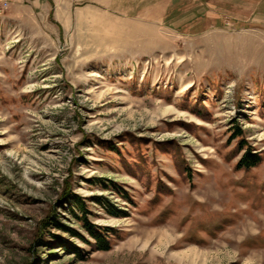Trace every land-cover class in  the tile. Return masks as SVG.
Instances as JSON below:
<instances>
[{
  "label": "rangeland",
  "instance_id": "rangeland-1",
  "mask_svg": "<svg viewBox=\"0 0 264 264\" xmlns=\"http://www.w3.org/2000/svg\"><path fill=\"white\" fill-rule=\"evenodd\" d=\"M0 264H264V0H0Z\"/></svg>",
  "mask_w": 264,
  "mask_h": 264
},
{
  "label": "trees",
  "instance_id": "trees-1",
  "mask_svg": "<svg viewBox=\"0 0 264 264\" xmlns=\"http://www.w3.org/2000/svg\"><path fill=\"white\" fill-rule=\"evenodd\" d=\"M253 156H251V154H246L242 161H241V165L245 166L246 168H251L256 166L260 160L259 158L256 159V161H253ZM256 158V157H255ZM63 203L66 204L69 201H72L73 206L80 212V215H76L74 214V217L81 223V227L82 229L85 230V232L90 236V238H92L95 242H94V247L97 248V250L99 251H109L112 248V244L111 241L114 237V235L112 236L113 233V229L111 228H101L99 226H96L95 224H93L92 222H90L87 218V205L85 203V200L77 195H72L69 194V192H66L64 194L63 197ZM59 216L54 215V222H51L50 225L54 226V228L59 229L60 231H63L65 233H67L68 235H70L73 238H77L80 240L84 241V237H82V235L79 234V232H77L76 230L72 229V228H68L66 226H64L61 221L58 219ZM53 221V220H52ZM45 228V227H44ZM54 239L56 242L61 244V247L63 249H67V250H74V245L67 242L66 240H64L61 237L58 236H54ZM92 245V244H90Z\"/></svg>",
  "mask_w": 264,
  "mask_h": 264
},
{
  "label": "crops",
  "instance_id": "crops-1",
  "mask_svg": "<svg viewBox=\"0 0 264 264\" xmlns=\"http://www.w3.org/2000/svg\"><path fill=\"white\" fill-rule=\"evenodd\" d=\"M104 1H105L106 5L112 3V0H104ZM147 4H148V3H147ZM137 7H138V5H137ZM139 8H140V7H139ZM141 9L143 10L144 7H142ZM166 12H167V11H166ZM163 13L165 14V11H164Z\"/></svg>",
  "mask_w": 264,
  "mask_h": 264
}]
</instances>
